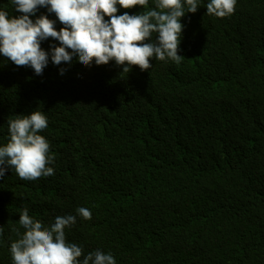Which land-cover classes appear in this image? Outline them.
<instances>
[{"label": "trees", "instance_id": "1", "mask_svg": "<svg viewBox=\"0 0 264 264\" xmlns=\"http://www.w3.org/2000/svg\"><path fill=\"white\" fill-rule=\"evenodd\" d=\"M209 2L197 0L195 13L185 5L179 64L153 58L149 70L123 72L73 56L54 65L60 45L48 38L37 75L0 54V146L9 120L40 111L54 156V174L35 181L4 166L0 264H13L25 208L45 227L76 216L66 242L116 264H264V0H237L225 18L209 15ZM0 10L21 15L12 0ZM41 15L63 27L47 7L30 18Z\"/></svg>", "mask_w": 264, "mask_h": 264}, {"label": "clouds", "instance_id": "2", "mask_svg": "<svg viewBox=\"0 0 264 264\" xmlns=\"http://www.w3.org/2000/svg\"><path fill=\"white\" fill-rule=\"evenodd\" d=\"M12 3L21 15L10 17L0 10V54L16 66H30L37 75L43 73L49 62V52L41 47V42L48 38L60 45L51 48L54 65H70L73 56H78L85 66L93 61L96 65L115 61L123 66V72L133 67L149 70L153 58L171 59L179 64L184 58L178 52L185 5L187 13L198 9L197 0H155L154 8L133 15L118 12L120 8L137 6L148 9L149 0H12ZM236 3L237 0H210L207 13L218 18L231 16ZM39 7H47L63 27L57 31L56 21L46 15L33 21L30 17ZM153 33L157 34L155 40ZM65 71L61 68V75ZM8 124L10 139L0 146V178L5 175V165L14 169L21 180L52 176L54 169L48 165L54 156L49 155V142L39 134L48 127L46 115L33 111L9 120ZM76 211L85 220L92 218L85 207ZM75 223L76 216H57L51 227H45L29 216L27 208L23 209L19 224L25 232L20 236L18 229H14L20 238L10 246L13 264H116L110 253L97 250L84 255L80 246L66 242L65 229Z\"/></svg>", "mask_w": 264, "mask_h": 264}]
</instances>
